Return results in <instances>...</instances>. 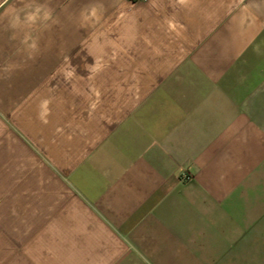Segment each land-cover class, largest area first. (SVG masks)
<instances>
[{"label":"crops","instance_id":"crops-1","mask_svg":"<svg viewBox=\"0 0 264 264\" xmlns=\"http://www.w3.org/2000/svg\"><path fill=\"white\" fill-rule=\"evenodd\" d=\"M0 264H264V0H0Z\"/></svg>","mask_w":264,"mask_h":264},{"label":"clouds","instance_id":"clouds-1","mask_svg":"<svg viewBox=\"0 0 264 264\" xmlns=\"http://www.w3.org/2000/svg\"><path fill=\"white\" fill-rule=\"evenodd\" d=\"M186 0H180V3H185ZM97 7L93 6L91 7V9L83 15V18L85 20H89L93 17L97 16ZM52 19V11L51 9H47L44 6L38 5L36 6L33 10L27 12L24 16V20L21 21V18L17 15L13 22H12V27L16 28L18 26H20L22 23L25 24H35L38 21L40 22H46ZM30 39V36H26L25 37V42H27ZM33 51H35L38 47L37 42L36 41H32L31 44L28 45ZM102 70V65L101 64H97L95 67V71L99 72ZM73 75L72 72L67 73L68 78H71V76ZM51 99L49 98H45L43 100H41L39 108L40 111L38 112V118L41 120L42 123H47L48 122V116L50 115V104H51ZM93 107H95V104L92 105Z\"/></svg>","mask_w":264,"mask_h":264}]
</instances>
